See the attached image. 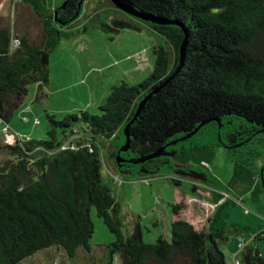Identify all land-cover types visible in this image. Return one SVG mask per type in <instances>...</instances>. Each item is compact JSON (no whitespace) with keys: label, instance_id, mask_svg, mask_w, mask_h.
I'll return each mask as SVG.
<instances>
[{"label":"trees","instance_id":"1","mask_svg":"<svg viewBox=\"0 0 264 264\" xmlns=\"http://www.w3.org/2000/svg\"><path fill=\"white\" fill-rule=\"evenodd\" d=\"M20 1L39 16L41 35L37 40L28 32H13L0 17V121L6 126L27 85L36 83L40 89L47 84L49 53L61 39L90 29L144 31L154 38L153 62L141 81L113 84L97 113L82 109L57 119L44 109V139L13 135L7 140L0 131V264H19L52 246L68 258L80 248L91 264H114L115 258L118 264H229L219 245L233 236L238 237L237 264H264L257 245L264 228L252 235L212 228L208 189L197 183L191 192L181 189L182 176L205 183L208 173L197 163L184 159L183 166H175L170 155L138 164L128 160L159 146L176 154L223 144L234 151L259 149L257 138L264 134V0H130L140 11L175 21L165 24L130 15L111 0H82L80 5L66 0L57 10L63 0L57 6L46 0ZM81 15L77 23L75 17ZM147 93L128 127L130 146L121 151L123 127ZM187 132L191 134L182 139ZM118 154L127 158L117 161ZM101 165L123 179L143 177L141 167L168 174L178 188L169 203L168 235L145 241L139 216L123 228L120 205L101 180ZM259 167L264 190L263 161ZM187 194L196 199L191 207L203 217L199 222L185 214ZM92 208L114 236L98 247L99 257L89 243Z\"/></svg>","mask_w":264,"mask_h":264},{"label":"rangeland","instance_id":"2","mask_svg":"<svg viewBox=\"0 0 264 264\" xmlns=\"http://www.w3.org/2000/svg\"><path fill=\"white\" fill-rule=\"evenodd\" d=\"M46 1L51 6L60 3V0ZM85 12L89 13V10L85 9ZM82 16H76L75 21L81 23ZM0 17L13 28V32L25 31L31 38H40L39 16L20 0H0ZM153 42L154 38L144 31L127 28L117 33L90 29L69 39H61L49 53L47 84L38 89L36 83H29L26 95L7 122L8 128L4 129L6 125L0 121V131L7 140L13 135L44 139L47 129L44 109L57 119L68 113L79 114L82 109L91 114L99 112L98 105L113 84L122 80L137 83L151 72ZM15 44L16 38L13 37L11 45ZM257 141L261 145L255 151H234L217 145L210 149H181L176 155L179 160H193L208 173L206 184L200 178L182 176L180 179L181 189L190 191L192 183H198L210 192V227L236 228L247 235L264 228V190L259 178L260 162H264V134ZM111 173L115 174L101 165V180L120 205L123 228L129 229L133 218L139 216L145 241H154L159 234L165 235L171 219L169 203L176 197L178 189L166 177L168 174L148 172L143 177L123 179L120 176L114 180ZM91 217L94 230L89 243L94 255L99 257L98 247L113 240L114 236L94 208ZM236 240L238 237L233 236L227 243L219 245L229 264L238 261ZM257 245L264 257V238L259 239ZM88 259L80 248L75 257L68 258L62 249L52 246L37 251L19 264H91ZM114 264H118L117 258Z\"/></svg>","mask_w":264,"mask_h":264},{"label":"water","instance_id":"3","mask_svg":"<svg viewBox=\"0 0 264 264\" xmlns=\"http://www.w3.org/2000/svg\"><path fill=\"white\" fill-rule=\"evenodd\" d=\"M118 8L124 10L125 12H127L130 15L136 16V17H141L143 19H149L152 22L155 23H159V24H165V23H175V21L172 20H168L164 17L161 16H156V15H151V14H147L143 11L138 10L133 3L130 0H111ZM82 2V0H79L78 5H80V3ZM66 5V0H63V2L56 8V10L60 7H65ZM187 35L185 34L180 45H179V64H181V62L183 61L184 58V54H185V50H186V44H187ZM150 95V93H147L145 96H143L138 104L137 107L134 111L133 117L130 121H128L127 123H125L124 127H123V133L125 136L124 142L121 144L119 150L121 151H126L129 146H130V142L132 139L131 133L129 131V124L130 122L133 120V118L136 117V115L138 114L139 110L144 106V103L146 101V99L148 98V96ZM204 122V121H202ZM261 131H264V129H262ZM191 134V132H187L185 135H183L181 138H186ZM173 144L176 142V140H172L171 141ZM226 147L231 148L232 145H224ZM175 149H169L166 150L163 146H159L157 147L155 150H153L152 152L148 153V154H142L140 156H135V157H129L128 160L131 162H142L147 158H151V157H156L159 155H163V154H167L171 156V159L173 161V164L175 166H183L185 164V161L183 160H179L176 158L175 156ZM117 161L122 160L123 158H121V156L118 154L116 157ZM141 171H144L145 173H148L145 169H143L141 167Z\"/></svg>","mask_w":264,"mask_h":264},{"label":"crops","instance_id":"4","mask_svg":"<svg viewBox=\"0 0 264 264\" xmlns=\"http://www.w3.org/2000/svg\"><path fill=\"white\" fill-rule=\"evenodd\" d=\"M198 184V183H197ZM199 185V184H198ZM188 196H187V201H189L188 203H189V205L187 206V211L185 212V214L192 220V221H194V222H196V221H201L202 220V216H200V214L198 213V215H196L195 213H196V211H195V209H194V207H191V206H193L192 205V202H193V200L195 199L194 197L192 198V196H190L189 194H187ZM196 200V199H195ZM212 204V203H211ZM170 221V220H169ZM169 234V231H167V233L165 234V235H168ZM238 243V240H236V244Z\"/></svg>","mask_w":264,"mask_h":264},{"label":"built area","instance_id":"5","mask_svg":"<svg viewBox=\"0 0 264 264\" xmlns=\"http://www.w3.org/2000/svg\"><path fill=\"white\" fill-rule=\"evenodd\" d=\"M16 43H17V39H16ZM6 128H7V126H6L4 129H6ZM111 175H113L114 180L117 179V177H118V178L120 177V175H118V174H113V173H111ZM239 245H240V244H239Z\"/></svg>","mask_w":264,"mask_h":264},{"label":"flooded vegetation","instance_id":"6","mask_svg":"<svg viewBox=\"0 0 264 264\" xmlns=\"http://www.w3.org/2000/svg\"><path fill=\"white\" fill-rule=\"evenodd\" d=\"M175 154H176V151H175ZM163 155H167V154H163ZM177 155V154H176ZM122 157V156H121ZM157 157V156H156ZM125 158H127V157H123V159L122 160H124ZM131 163V162H130ZM133 164H138L139 162H132Z\"/></svg>","mask_w":264,"mask_h":264},{"label":"clouds","instance_id":"7","mask_svg":"<svg viewBox=\"0 0 264 264\" xmlns=\"http://www.w3.org/2000/svg\"><path fill=\"white\" fill-rule=\"evenodd\" d=\"M119 175V174H118Z\"/></svg>","mask_w":264,"mask_h":264}]
</instances>
